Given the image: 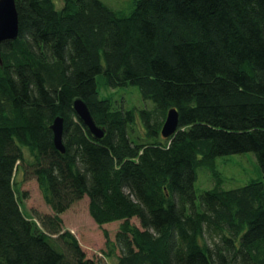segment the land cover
<instances>
[{
    "label": "trees",
    "instance_id": "16d2710c",
    "mask_svg": "<svg viewBox=\"0 0 264 264\" xmlns=\"http://www.w3.org/2000/svg\"><path fill=\"white\" fill-rule=\"evenodd\" d=\"M15 3L18 35L0 45V264H100L62 227L84 196L97 225L120 221L115 240L104 230L114 264H264V184L223 188L216 164L250 151L264 176V0ZM129 86L141 107H125ZM18 167L52 214L23 211ZM198 168L214 185L197 195Z\"/></svg>",
    "mask_w": 264,
    "mask_h": 264
},
{
    "label": "rangeland",
    "instance_id": "374dc122",
    "mask_svg": "<svg viewBox=\"0 0 264 264\" xmlns=\"http://www.w3.org/2000/svg\"><path fill=\"white\" fill-rule=\"evenodd\" d=\"M110 7L128 12L134 0H102ZM101 88V87H100ZM126 95V108L132 106L141 107L142 98L136 86L124 88ZM138 128L139 126L136 125ZM138 131L143 134L141 128ZM217 168L223 178V188H233L247 183L250 180H261L264 184L263 173L255 159L254 153H243L221 156L216 159ZM24 172V171H23ZM21 167L16 168L14 180L19 191L25 193L22 199V209L27 216L38 218L42 214H52V210L45 203L38 182L34 176L24 175ZM214 185L210 173L204 168L197 169V178L194 187L197 195L204 189ZM62 227L70 231L78 240L79 245L85 251L86 257L93 258L100 264H114V257H109L106 250L107 239L104 230L108 232L109 241L115 240L120 221L108 222L97 225L88 212V198L84 196L74 202L68 209L60 214ZM137 223V219H131Z\"/></svg>",
    "mask_w": 264,
    "mask_h": 264
},
{
    "label": "water",
    "instance_id": "95a60500",
    "mask_svg": "<svg viewBox=\"0 0 264 264\" xmlns=\"http://www.w3.org/2000/svg\"><path fill=\"white\" fill-rule=\"evenodd\" d=\"M19 32L18 13L16 9L15 0H0V45L5 40H13L17 37ZM2 63L0 53V64ZM75 114L80 118L88 131L96 138H101L104 135V128L98 126L89 110L87 103L81 98L76 97L72 102ZM178 125V112L175 108H170L165 116V120L161 126V135L168 137L172 135ZM50 128L53 133L54 146L64 151L65 146L62 141L63 132V117L55 116Z\"/></svg>",
    "mask_w": 264,
    "mask_h": 264
}]
</instances>
